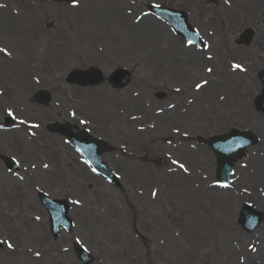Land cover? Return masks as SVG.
Wrapping results in <instances>:
<instances>
[{"label":"rangeland","instance_id":"374dc122","mask_svg":"<svg viewBox=\"0 0 264 264\" xmlns=\"http://www.w3.org/2000/svg\"><path fill=\"white\" fill-rule=\"evenodd\" d=\"M131 1L0 0V264H80L75 243L93 255L90 264H264V113L254 107L264 0ZM151 4L186 13L203 45L187 44L148 12ZM125 11L155 28L132 27L138 23ZM247 27L252 43L236 45ZM98 28L107 39L86 42ZM58 47L65 65L54 64ZM194 50L200 62L189 58ZM90 67L103 74L100 84L66 81ZM119 68L132 80L116 90L107 77ZM39 90L50 95L46 106L35 98ZM157 92L166 97L156 99ZM53 122L104 139L102 158L119 186L91 173L65 138L47 130ZM234 127L258 143L224 188L214 155L198 139ZM3 157L19 171L7 170ZM40 191L69 201L70 234L52 238ZM243 204L263 215L249 233L238 224Z\"/></svg>","mask_w":264,"mask_h":264},{"label":"water","instance_id":"95a60500","mask_svg":"<svg viewBox=\"0 0 264 264\" xmlns=\"http://www.w3.org/2000/svg\"><path fill=\"white\" fill-rule=\"evenodd\" d=\"M65 1L70 2L73 0ZM156 12L163 15V17L168 19L169 21L171 20L177 31H179L185 38H194L195 36H197L195 32L188 26L186 17L182 13L175 11L170 13L164 10H158ZM242 36L243 41L248 44L251 38V34L249 33V31L244 32ZM259 77L264 80V72L261 73ZM100 79L101 76L99 72L95 71L94 69H89L85 73L74 72L68 78L70 82H76L81 85H93L98 83ZM129 79L130 76L125 70H118L111 76V81H114V86L116 87L125 85L129 81ZM37 97L43 103H47L49 100L47 94L44 92H39ZM257 104L260 105L261 101H258ZM7 121L8 123L10 122L9 120ZM51 130L67 135L71 142L79 146L88 162L95 164L102 174H104L108 178H111L112 181L115 182L112 173L104 167V165L101 163V159L99 158V155L102 151L101 149L103 147L102 143H99V141H96L94 139L91 140L85 137L77 138L71 136L66 132V130L68 129L58 124L51 126ZM255 142V137L250 133L239 132L236 130H232L226 135L212 137L205 141V143L211 147V149L217 156V176L219 177V179H223L226 174L229 173L232 162L243 155V151L248 145H252ZM40 198L50 214V220L52 222L51 227L54 235L57 234L60 226H64L65 229L69 231L71 228V222L69 218L66 217L67 205L65 204V202L54 201L44 195H40ZM260 221L261 215L259 213H255L251 209H248V207H244L240 219V223L242 225H246L247 227H251L252 229ZM75 252L84 264H88L89 262H91L92 258L87 253L83 252L80 248L77 247L75 249Z\"/></svg>","mask_w":264,"mask_h":264},{"label":"bare ground","instance_id":"6f19581e","mask_svg":"<svg viewBox=\"0 0 264 264\" xmlns=\"http://www.w3.org/2000/svg\"><path fill=\"white\" fill-rule=\"evenodd\" d=\"M122 1L128 3V5L131 6V7L133 6V2L131 0H122ZM125 15L129 16V18H131L132 22L138 23L137 26H132V27L140 26V28H138V29H152V28H155V23L150 21V20L147 21V22H140L139 23L140 19L134 17V15L131 12L125 11ZM6 16H8V13H6ZM1 19H3L2 16H1L0 20ZM4 23H5V21H4ZM103 38L107 39L106 36L104 35V33L102 34V30L100 28L97 29V32H96L94 38H89L85 34V41L88 42V43H94L95 44L96 41H98L99 39H103ZM56 52L58 54L53 58L54 64L55 65H65V63L67 61V55L65 54V51L62 48L58 47V50H56ZM189 58L195 59L198 62H200V60H201L199 58V54L195 50L190 52ZM35 82L36 81H34V83ZM30 86H32V85H30ZM7 93H8L7 95H10L12 93V91L8 90ZM8 105H10V109H8V110H10L13 113H17L16 109L14 107H12V103L8 104ZM28 123H30V122H26V123H24L22 125L27 126ZM31 128H32V130H29V136H35V131L34 130L36 129V126H33ZM42 234H43V232H41L39 235H36V238L38 239V241H40L41 239L44 240L43 238H41ZM164 261L166 263H169L168 259H165ZM161 264H165V263H161Z\"/></svg>","mask_w":264,"mask_h":264}]
</instances>
